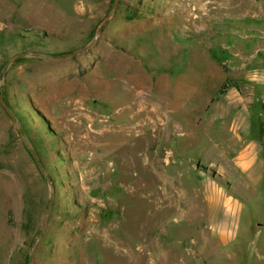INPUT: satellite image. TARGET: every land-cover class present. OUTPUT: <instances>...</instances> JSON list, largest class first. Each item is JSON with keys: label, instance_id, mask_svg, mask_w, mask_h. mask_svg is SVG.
Masks as SVG:
<instances>
[{"label": "rangeland", "instance_id": "374dc122", "mask_svg": "<svg viewBox=\"0 0 264 264\" xmlns=\"http://www.w3.org/2000/svg\"><path fill=\"white\" fill-rule=\"evenodd\" d=\"M114 2L0 0V264H264V0Z\"/></svg>", "mask_w": 264, "mask_h": 264}, {"label": "water", "instance_id": "95a60500", "mask_svg": "<svg viewBox=\"0 0 264 264\" xmlns=\"http://www.w3.org/2000/svg\"><path fill=\"white\" fill-rule=\"evenodd\" d=\"M117 4H118V0H115L113 9L110 11L109 15L104 19V21L99 25V27L97 29V37H98L100 31L102 30L103 26L105 25V23L108 21L110 15L113 13L114 8L116 7ZM97 37L89 45H87V46L75 51L73 54L78 53V52H80V51H82V50H84L86 48H89L96 41ZM2 101H3L4 105H5V107H8L7 104L4 102V100H2Z\"/></svg>", "mask_w": 264, "mask_h": 264}, {"label": "crops", "instance_id": "0c3cea01", "mask_svg": "<svg viewBox=\"0 0 264 264\" xmlns=\"http://www.w3.org/2000/svg\"><path fill=\"white\" fill-rule=\"evenodd\" d=\"M246 167H247V165H246Z\"/></svg>", "mask_w": 264, "mask_h": 264}]
</instances>
